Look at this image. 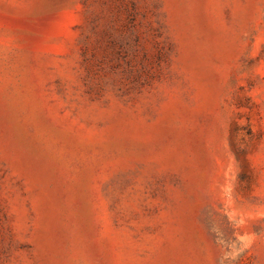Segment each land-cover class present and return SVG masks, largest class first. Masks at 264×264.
I'll return each instance as SVG.
<instances>
[{
    "label": "rangeland",
    "instance_id": "1",
    "mask_svg": "<svg viewBox=\"0 0 264 264\" xmlns=\"http://www.w3.org/2000/svg\"><path fill=\"white\" fill-rule=\"evenodd\" d=\"M0 264H264V0H0Z\"/></svg>",
    "mask_w": 264,
    "mask_h": 264
}]
</instances>
